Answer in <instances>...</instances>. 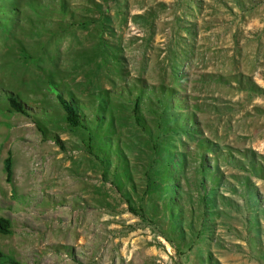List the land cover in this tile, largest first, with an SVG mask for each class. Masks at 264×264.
Instances as JSON below:
<instances>
[{
	"label": "rangeland",
	"instance_id": "rangeland-1",
	"mask_svg": "<svg viewBox=\"0 0 264 264\" xmlns=\"http://www.w3.org/2000/svg\"><path fill=\"white\" fill-rule=\"evenodd\" d=\"M0 218L4 264H264V0H0Z\"/></svg>",
	"mask_w": 264,
	"mask_h": 264
},
{
	"label": "trees",
	"instance_id": "trees-1",
	"mask_svg": "<svg viewBox=\"0 0 264 264\" xmlns=\"http://www.w3.org/2000/svg\"><path fill=\"white\" fill-rule=\"evenodd\" d=\"M59 102L61 103V106L66 113L67 121L70 126L74 128H82L84 130L89 129V126L86 120L82 117V115H80L77 108L74 106V104L70 100H67L65 97L60 95ZM9 103L12 109L16 111L17 113L25 115V116L29 114L28 113L29 109L17 98L15 97L9 98ZM98 119H100L99 115H98ZM6 171H7L8 177H11L13 169H12V163H11L10 157L8 158V161H7ZM9 234H11V231L5 226L3 219L0 218V235H9ZM7 259L8 257L2 251H0V264H4ZM12 264H16V263L12 262Z\"/></svg>",
	"mask_w": 264,
	"mask_h": 264
}]
</instances>
